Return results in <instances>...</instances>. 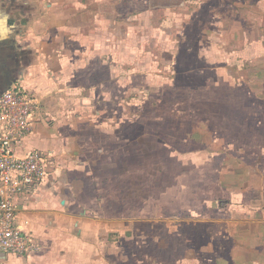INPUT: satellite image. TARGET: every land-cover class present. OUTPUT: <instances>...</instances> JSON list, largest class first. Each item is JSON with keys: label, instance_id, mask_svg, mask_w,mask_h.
Returning a JSON list of instances; mask_svg holds the SVG:
<instances>
[{"label": "rangeland", "instance_id": "obj_1", "mask_svg": "<svg viewBox=\"0 0 264 264\" xmlns=\"http://www.w3.org/2000/svg\"><path fill=\"white\" fill-rule=\"evenodd\" d=\"M97 3L95 110L128 134L111 264H264V0Z\"/></svg>", "mask_w": 264, "mask_h": 264}, {"label": "crops", "instance_id": "obj_2", "mask_svg": "<svg viewBox=\"0 0 264 264\" xmlns=\"http://www.w3.org/2000/svg\"><path fill=\"white\" fill-rule=\"evenodd\" d=\"M101 1L0 0V94L18 87L32 101L34 129L16 152L37 151L46 161V175L13 200L41 248L23 256L0 249V264H111L112 252L122 253L105 243L128 195L120 158L128 134L114 133L95 110L108 102L111 76L107 55L94 50L111 26Z\"/></svg>", "mask_w": 264, "mask_h": 264}, {"label": "built area", "instance_id": "obj_3", "mask_svg": "<svg viewBox=\"0 0 264 264\" xmlns=\"http://www.w3.org/2000/svg\"><path fill=\"white\" fill-rule=\"evenodd\" d=\"M31 109V97L21 88L9 87L0 94V249L21 256L41 247L26 232L28 221H18L13 200L46 175V161L39 152H16L34 129Z\"/></svg>", "mask_w": 264, "mask_h": 264}]
</instances>
